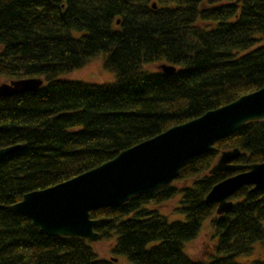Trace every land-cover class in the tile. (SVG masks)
Returning <instances> with one entry per match:
<instances>
[{
  "label": "trees",
  "instance_id": "16d2710c",
  "mask_svg": "<svg viewBox=\"0 0 264 264\" xmlns=\"http://www.w3.org/2000/svg\"><path fill=\"white\" fill-rule=\"evenodd\" d=\"M97 56L114 82L62 79ZM156 63L176 70L146 68ZM0 77L43 79L35 91L0 97V148L20 145L0 161V264H118L117 256L133 264H264L235 262L254 243L264 246V191L244 186L222 215L203 201L233 174H208L222 150H240L233 164L264 162V119L188 159L171 184L91 211L98 240L115 238L110 259L88 240L41 232L11 208L25 193L262 88L264 0H0ZM171 201L184 220L161 213ZM210 217L214 256L194 259L184 244Z\"/></svg>",
  "mask_w": 264,
  "mask_h": 264
},
{
  "label": "water",
  "instance_id": "95a60500",
  "mask_svg": "<svg viewBox=\"0 0 264 264\" xmlns=\"http://www.w3.org/2000/svg\"><path fill=\"white\" fill-rule=\"evenodd\" d=\"M157 67L166 75L176 70L167 63ZM42 85L41 78L10 79L0 83V97L32 92ZM262 119L264 86L231 104L209 110L149 140L138 142L71 179L25 193L11 208L49 236L78 237L95 242L99 234L94 230L96 220L90 218L91 211L117 207L131 197L171 184L188 159L215 151L216 142L241 125ZM19 146L0 148V161L14 154ZM239 154L238 148L222 150L208 170L210 175L233 173L209 189L203 200L216 204L217 215L224 214L232 206L233 202L229 198L244 186H251L252 191H264V162L247 166L233 164V159ZM241 169L246 170L237 172Z\"/></svg>",
  "mask_w": 264,
  "mask_h": 264
},
{
  "label": "rangeland",
  "instance_id": "374dc122",
  "mask_svg": "<svg viewBox=\"0 0 264 264\" xmlns=\"http://www.w3.org/2000/svg\"><path fill=\"white\" fill-rule=\"evenodd\" d=\"M161 63H156L152 65L146 66L147 69L151 71H158V67ZM114 75L111 72L103 70L102 66V57L97 56L93 60L89 62L88 65L83 67V69L72 71L70 74L65 75L62 79L69 81H84L88 83H111L114 82ZM7 82L5 78L0 77V83ZM177 201V200H176ZM176 201L168 202L165 205L158 207L161 210V213L167 215L169 221L174 220H184V216L181 214H177L176 212H170L172 208L176 205ZM212 217L208 218L202 224L200 230L198 231V236L191 241H187L184 244V252L188 256L199 259L203 261H209L213 258V244L215 242V231L211 224ZM115 243V238L105 239V240H97L95 242H91L90 246L98 255V258L110 259L111 256V248ZM251 251L245 255H239L235 257V262L239 263H249L253 260H261L264 261V246L256 242L252 245ZM118 264H133L129 262L123 256H117Z\"/></svg>",
  "mask_w": 264,
  "mask_h": 264
}]
</instances>
